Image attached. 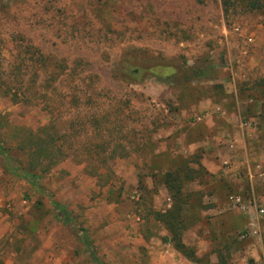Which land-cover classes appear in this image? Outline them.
<instances>
[{"label": "rangeland", "instance_id": "obj_1", "mask_svg": "<svg viewBox=\"0 0 264 264\" xmlns=\"http://www.w3.org/2000/svg\"><path fill=\"white\" fill-rule=\"evenodd\" d=\"M262 76L264 0H0L7 144L20 128L102 110L123 125L120 152H130L111 162L110 179L67 160L38 186L0 156V264H98L75 239L79 228L103 264H167L171 228L180 232L168 214L181 210L183 244L203 264H233L241 251L247 264L263 261L264 149L256 162L233 138L254 129L264 146ZM13 154L26 166L23 152ZM259 163L261 173L250 172ZM53 202L74 207L77 229L56 218Z\"/></svg>", "mask_w": 264, "mask_h": 264}, {"label": "trees", "instance_id": "obj_2", "mask_svg": "<svg viewBox=\"0 0 264 264\" xmlns=\"http://www.w3.org/2000/svg\"><path fill=\"white\" fill-rule=\"evenodd\" d=\"M253 9H257L256 6ZM3 95L12 96L9 90ZM70 115L73 118L62 124L51 119L48 125L37 130L18 129L21 130L22 134L20 139L17 138L18 143L15 146L8 145L0 134V156L5 160L8 171L38 186L41 178L50 174L61 163L70 160L75 164L85 165V171L92 176L106 171L107 179H110V175L113 174L110 167L111 162L117 158L129 156L130 153L120 152L125 149V146L116 134L121 132L123 125L119 124V120L116 116L114 117V114L111 112L104 113L102 110L98 116L88 115L85 120L79 114ZM74 130L75 133H73ZM14 151L23 152L27 156L26 166L18 158H15ZM169 176L170 180H167L166 185L170 193L176 197L178 193H181L182 187L179 184L176 185L179 182L178 178L174 177L172 173ZM53 206L57 217L64 224L72 223V215L63 206L57 203H53ZM181 216L182 210L176 213V218L168 214V217L172 218V223L178 227L176 229L180 231L174 232L171 228V232H173L171 242L189 260L202 263L197 258V252L187 249L183 244L182 234L186 227L181 225L183 224ZM165 217L163 216V218ZM78 237L90 247L89 236L83 229L80 230ZM93 257L98 261L94 252Z\"/></svg>", "mask_w": 264, "mask_h": 264}, {"label": "crops", "instance_id": "obj_3", "mask_svg": "<svg viewBox=\"0 0 264 264\" xmlns=\"http://www.w3.org/2000/svg\"><path fill=\"white\" fill-rule=\"evenodd\" d=\"M252 37L253 39H254V41L253 42H249V40H248V37ZM247 35V36H245V38H246V41L248 42V44H252V43H256V39H257V36H256V34H250V35ZM262 77H264V76H262ZM222 105V104H221ZM220 104L219 105H214V106H216L217 108H219V109H223V110H226V108L224 107L225 105H223V106H221ZM255 109H257L256 110V112H255V115H256V113H257V117H256V120H254V122L257 124V125H262L263 126V121H261L260 120V116H259V114H260V111H258L259 109H260V106H259V104H257V107L255 108ZM239 127V126H238ZM244 129H242V127H241V129L237 132V134H235L234 136H233V138L235 139V141H237V145L239 146V145H242L243 146V149H241L240 151L241 152H243L242 154L244 155V156H246V158L247 157H251V158H254L255 160L258 158V156L257 155H259V154H262V151H263V149H264V146L261 144V142H255L257 139H258V137L256 136V135H254V134H252V130H254V129H247V131H248V133H246L245 131H243ZM256 136V137H255ZM237 150V146H236V149H234L233 150V152H235ZM238 151V150H237ZM250 161V160H249ZM256 162H258V159L256 160ZM252 163V162H251ZM258 165H260L261 166V164L259 163V164H250L249 165V169H250V172H252L253 174H256V173H261L260 172V170H258L257 169V166ZM251 173V174H252ZM262 175V174H261ZM251 177H252V175H251ZM53 203H57V204H60L61 206H63L71 215H72V219H73V221H72V223H70V224H64L63 223V221H61V219H59L58 217H57V213H56V210H55V216H56V218L57 219H59L61 222H62V224H64V225H67V226H71L72 228H74V229H77V226H76V211H75V209H74V207H66V206H64V205H62L61 203H59V202H53ZM74 211V212H73ZM101 211H103V216L104 215H106V219H108L109 218V222L110 223H112V222H116V219H117V217H118V215H117V213L115 212V213H109V214H106V212H105V210L102 208L101 209ZM99 219H102V216L100 215V218ZM110 227V226H109ZM81 229H83L84 230V232L89 236V240H90V247L89 246H87L86 244H84L82 241H81V239H79V234H80V230ZM78 232V233H77ZM90 232H89V230L87 229V228H79V229H77L76 231H75V237H77V238H75L76 240L78 239L79 240V242H80V247H81V245H83V248L88 252V254L90 255V257L93 259V260H95V258L93 257V252H94V254H95V256H96V258H97V260L98 261H96L98 264H103V262L97 257V254H96V251H95V249L93 248V243H92V238L90 237ZM74 239V240H75ZM115 240V238H113V241ZM116 241L117 240H115L114 242H110L111 244L110 245H114L115 243H116ZM78 242V243H79ZM163 253V254H162ZM161 254L162 255H164L165 256V258H168L167 259V261H166V263L167 264H203V263H201V262H194V261H192V260H189L186 256H184L180 251H178L177 249H175L171 244L170 245H166V247H165V250L162 252ZM243 253V254H242ZM245 251H241V252H239V253H237L238 255V257H239V261H233V264H247L246 263V260L244 259V257L243 256H245ZM159 256V255H158ZM158 256H156L155 258L157 259L158 258ZM163 256H161L160 255V258H162ZM236 257V256H235ZM241 257V258H240ZM155 258H154V256H153V262H155ZM161 260V259H160Z\"/></svg>", "mask_w": 264, "mask_h": 264}, {"label": "built area", "instance_id": "obj_4", "mask_svg": "<svg viewBox=\"0 0 264 264\" xmlns=\"http://www.w3.org/2000/svg\"><path fill=\"white\" fill-rule=\"evenodd\" d=\"M237 30H239V29H237ZM248 40H249V42H253L254 41V39L252 37H250V36L248 37ZM257 169H261V166L258 165L257 166ZM231 200L233 201V203L235 204V206L239 205V203L241 202L240 199H237V198H234V197H232ZM257 212L258 213H257L256 221L259 222L261 218H264V208H261ZM259 229L260 228H257L256 229V228H252L251 227L250 228V233L253 234V235H257L259 233ZM257 264H264V260L261 261L260 263L258 262Z\"/></svg>", "mask_w": 264, "mask_h": 264}]
</instances>
